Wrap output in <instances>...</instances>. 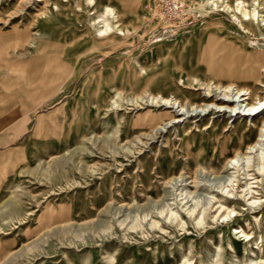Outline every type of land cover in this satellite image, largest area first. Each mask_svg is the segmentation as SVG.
<instances>
[{
    "label": "rangeland",
    "instance_id": "rangeland-1",
    "mask_svg": "<svg viewBox=\"0 0 264 264\" xmlns=\"http://www.w3.org/2000/svg\"><path fill=\"white\" fill-rule=\"evenodd\" d=\"M18 1L0 0V104L25 99L35 121L0 197V264H264V137L247 149L262 118L135 105L226 84V53L242 61L239 84L263 92L264 70L248 76L264 64V22L243 32L208 0H179L170 23L154 0H49L46 18ZM105 6L128 34L93 31ZM168 111L180 120L153 130ZM238 151L249 155L226 168Z\"/></svg>",
    "mask_w": 264,
    "mask_h": 264
},
{
    "label": "bare ground",
    "instance_id": "bare-ground-1",
    "mask_svg": "<svg viewBox=\"0 0 264 264\" xmlns=\"http://www.w3.org/2000/svg\"><path fill=\"white\" fill-rule=\"evenodd\" d=\"M7 0H5L6 2ZM209 4H211L212 7H222L221 10L231 15L235 23L242 29L243 32H248L249 29L247 26H245L246 23L253 25L257 28H261L262 24L264 22L263 16H262V7L259 1L253 0L251 6L253 7L252 10H247L244 7V2L241 0H234L235 6H231L229 4V0H208ZM49 0H34L33 2L31 0H19L17 2V5L21 10H24L26 8H30L34 6V9L37 11V17H47V8L49 6ZM86 3L89 7L95 6V0H86ZM3 3H0V7H2ZM264 9V8H263ZM95 12H93L94 14ZM91 27L93 31L98 36H104L106 38H109L111 34L118 33L119 35H125L128 34V31H123L120 28V25L118 23V16L115 12V10L111 7L105 6L102 11L97 14L96 20L91 21ZM252 27V26H251ZM254 28V27H253ZM255 29V28H254ZM253 29V30H254ZM255 29V30H256ZM257 31V30H256ZM255 31H253L254 33ZM251 33V32H250ZM24 36L20 35L19 39L23 40ZM225 47H222L221 51L224 50V48H227L230 51H233L230 49L229 46L223 45ZM234 52V51H233ZM210 59L207 60V64L209 69H213V58L215 56L214 52H210ZM220 66L216 68L219 71L216 73L218 76L225 77L228 79L226 84H221L220 82H216L214 80H210L209 82L205 83L206 85L205 90L206 92L202 94H190L185 93L183 95L184 100H179L177 98H165L163 96L159 95H151V94H144L142 97L143 99H146L145 103H141L139 99L136 101L135 105H146L147 107H154V108H163V109H173L175 105L181 108V110L184 109L185 105H198L199 108H205L209 105H216L221 108H230L234 112L237 110L238 112L236 115L244 116V117H261V127H260V133L258 141L255 143L254 146H248L247 149L255 148L258 144L262 142L264 137V91L263 92H254L249 87L241 86L239 84V65L242 64V61L239 60V56H236L235 58L232 56V53L230 55L223 54L222 57H220ZM258 69H251L250 75L248 76V79L253 78L255 81H259L262 75V71L264 70V64H258ZM233 66L234 69L232 68ZM245 72H243L240 76V78H246ZM183 81L180 79V82ZM219 81V80H218ZM184 83V81H183ZM194 83H198V79H194L189 83L187 86L185 85L184 89H195ZM224 83V82H223ZM261 83V82H260ZM185 84V83H184ZM259 84V83H258ZM198 85V84H197ZM215 86L217 89L216 91L220 90V94L218 95H211L212 93V86ZM180 86V85H179ZM201 87V86H200ZM198 89V88H197ZM200 90V89H198ZM215 91V90H214ZM219 92V91H218ZM217 93V92H216ZM195 95L194 99H191L190 96ZM114 105H117V101L114 102ZM197 108V107H196ZM241 111V112H239ZM174 113H176L174 111ZM172 111L166 112L164 115L168 118V122L164 124L161 123L157 125L153 130H160L162 126H167L169 124H174L178 122L180 119H178L175 114ZM260 120V119H259ZM163 128V127H162ZM242 130V129H241ZM154 132V131H153ZM246 151V150H245ZM258 150H256L257 152ZM248 152H236V154L229 158L225 164L226 168H229L231 165L234 166V163L237 159H239V156H244L247 158ZM259 159L261 161L264 160V154H259ZM236 166V165H235ZM234 166V167H235ZM225 168V169H226ZM231 168V167H230ZM229 168V169H230ZM221 198V197H220ZM220 204V203H219ZM222 205V204H221ZM14 208V207H13ZM224 208V207H223ZM220 208V209H223ZM219 209V210H220ZM234 211V209L232 210ZM2 212V211H1ZM3 213V212H2ZM0 213V217L4 214ZM220 213V212H219ZM229 214L226 213L224 217H228ZM217 217L216 215L214 216ZM240 233L244 235L245 238L249 237V233L243 229V227H240ZM217 264V263H216ZM220 264V263H219Z\"/></svg>",
    "mask_w": 264,
    "mask_h": 264
},
{
    "label": "crops",
    "instance_id": "crops-1",
    "mask_svg": "<svg viewBox=\"0 0 264 264\" xmlns=\"http://www.w3.org/2000/svg\"><path fill=\"white\" fill-rule=\"evenodd\" d=\"M34 108L25 99L22 103L11 99L0 104V197L5 182L12 176L15 147L34 124Z\"/></svg>",
    "mask_w": 264,
    "mask_h": 264
},
{
    "label": "built area",
    "instance_id": "built-area-1",
    "mask_svg": "<svg viewBox=\"0 0 264 264\" xmlns=\"http://www.w3.org/2000/svg\"><path fill=\"white\" fill-rule=\"evenodd\" d=\"M181 4L179 0H154L153 11L164 23H170L172 12L178 11Z\"/></svg>",
    "mask_w": 264,
    "mask_h": 264
}]
</instances>
